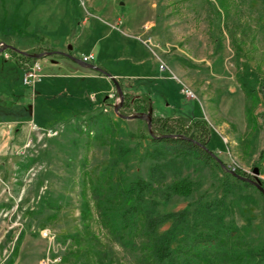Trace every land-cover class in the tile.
I'll return each instance as SVG.
<instances>
[{"label":"rangeland","instance_id":"obj_1","mask_svg":"<svg viewBox=\"0 0 264 264\" xmlns=\"http://www.w3.org/2000/svg\"><path fill=\"white\" fill-rule=\"evenodd\" d=\"M148 38L152 47L145 43ZM62 53L80 60L93 55L95 66L107 62L131 91L152 94L157 116L205 121L223 169L258 178L263 187L264 0H0V264H75L70 249L83 230L84 173L94 183L109 173L125 184L147 179L156 164L146 157L147 142L140 138L149 132L147 121L128 119L147 113L117 114L120 91L114 82L97 71L113 87L104 99L97 78L85 77L94 70ZM32 56L41 59L28 61ZM59 60L71 72L51 65ZM36 63L42 77L30 87L24 77ZM161 63L176 80L160 73ZM64 71L84 81L69 85L49 76ZM250 87L256 94H247ZM247 106L255 117L251 123ZM100 115L112 130L96 140L97 129L85 123ZM166 165L167 182L187 178L194 193L169 200L156 196L161 213L223 196L220 170L173 160ZM241 194L253 197L241 199L232 215L248 245L261 249L264 199L254 189ZM87 197L93 208L90 224L103 243V263L134 264L95 210L90 189Z\"/></svg>","mask_w":264,"mask_h":264},{"label":"trees","instance_id":"obj_2","mask_svg":"<svg viewBox=\"0 0 264 264\" xmlns=\"http://www.w3.org/2000/svg\"><path fill=\"white\" fill-rule=\"evenodd\" d=\"M27 59L36 61L32 57ZM119 87L123 93L121 110L143 109L152 116V134L141 132L140 138L147 142L146 157L156 164L147 179L137 178L125 184L114 180L109 173L94 183L89 172L84 173L87 181L81 209L83 230L73 237L76 246L70 249V255L76 258L75 264H104L102 240L90 224L93 208L87 197L88 189L95 210L110 230L114 242L132 254L134 264H264V247L256 249L248 245L232 215L241 199L246 201L253 197L242 195L243 189H254L262 199L264 195L237 177L244 173L223 169L210 146L211 129L206 122L187 123L185 117H155L154 105L148 95L132 96L124 92L121 83ZM259 90L264 93V84ZM248 92L256 94L252 87ZM257 100L256 96L254 101ZM245 112L249 123L255 120L252 108L247 106ZM85 125L97 129L96 140L111 128L103 115L93 117ZM169 160L194 162L220 170L224 176L223 196L213 202L201 200L179 212L161 213L160 202L154 199L156 196L169 200L173 196L190 198L194 193V183L187 178L167 182ZM167 224L169 228L163 231ZM19 246L20 241L13 251V258L18 255Z\"/></svg>","mask_w":264,"mask_h":264},{"label":"crops","instance_id":"obj_3","mask_svg":"<svg viewBox=\"0 0 264 264\" xmlns=\"http://www.w3.org/2000/svg\"><path fill=\"white\" fill-rule=\"evenodd\" d=\"M75 50V49H74ZM94 50L95 49H93L90 53H95L94 52ZM126 54H127V51H125L124 50V56H126ZM72 56H74L75 58H77L74 54L72 55ZM64 58H66V57H64ZM81 59V58H80ZM118 60H120V61H125L126 59H125V57H120ZM62 60H59V63H54V64H51L54 68H59V67H62V69L63 70H65V69H67L69 72H71V69L70 68H68V66L67 65H64L62 62H61ZM139 64V66H141V65H143L144 64V62L143 61H141V62H139L138 63ZM98 67H100V68H104L106 71H108L113 77H115V78H117L119 81H121V84H122V86H123V90H124V92L125 93H128V94H130V95H135V96H137V95H148L150 98L152 97V94L151 93H144V92H133V91H131L130 90V86H127L122 80H123V77H122V75L120 74V75H118V74H116V73H112L110 70H109V64L107 63V62H103V63H101V64H99V65H97ZM68 71H64V72H62V74L61 75H49L50 77H53V78H55V77H62V82H67L69 85H70V83L72 84L74 81H84V78H82V77H84V76H79V75H77V74H71V73H69ZM147 75V74H146ZM106 76V75H105ZM85 77H90V78H97V80L100 82V86H101V88L103 89L102 90V93L105 95V98L104 99H106V93L109 91H111L112 89L111 88H113V87H111V86H108L107 85V81L105 80V79H103V78H101V77H98V72L97 71H95L94 70V72L92 73V74H88L87 76H85ZM106 78H108L107 76H106ZM77 83V82H76ZM78 84H83V83H78ZM80 87V86H79ZM79 87H77V89L79 88ZM71 88H75V85L74 86H71ZM117 89H118V87H116ZM154 116L155 117H163V116H157V114L155 113V110H154ZM175 117H177V116H175ZM194 121L195 120H202V119H193Z\"/></svg>","mask_w":264,"mask_h":264},{"label":"water","instance_id":"obj_4","mask_svg":"<svg viewBox=\"0 0 264 264\" xmlns=\"http://www.w3.org/2000/svg\"><path fill=\"white\" fill-rule=\"evenodd\" d=\"M72 49H73V47L69 46V50H72ZM62 56L72 60L75 63L83 65L84 67H87V68H90L92 70L104 73V75H106L108 78H110L114 82L116 87H118V90L120 91V105L116 106V112L120 111V109L122 107V104H123V93H122V91H121V89L119 87V84H118L117 80L115 79V77H113L109 73L103 72L99 67H97L95 65L84 63L82 60L75 58L71 54L62 53ZM32 57L35 58V59H41V56H38V57L37 56H32ZM128 119H132V120H146L147 123H148L149 133L152 134V116H150L148 114L147 115H136V116H133V117H128ZM218 161L222 164V162H221V160L219 158H218ZM223 166L224 165L222 164V167ZM255 174L259 175L258 170H255ZM237 177L239 179H241L242 181L253 185L254 187H256L264 195V188L262 187V183H261V181L258 178L256 179V181H254V180H250V179L244 178L242 176H238V175H237Z\"/></svg>","mask_w":264,"mask_h":264},{"label":"built area","instance_id":"obj_5","mask_svg":"<svg viewBox=\"0 0 264 264\" xmlns=\"http://www.w3.org/2000/svg\"><path fill=\"white\" fill-rule=\"evenodd\" d=\"M145 43H146L148 46H150V47L153 46V42H152V39H151V38H148V39L146 40ZM2 46H3V45H2ZM1 50H3V49H1ZM6 58H7V59H10V54L6 55ZM82 60H83V62H85V63H93V61L95 60V57H94L93 55H89V56L83 57ZM41 71H42L41 66H40L38 63H36V64L30 66V67L28 68L27 73L25 74V77H24V83H25L26 85H28V86L31 87V86L37 84L38 82H40V81H41V77H42V76H41ZM159 71H160V73H162V74H170V75H171L170 78L176 80V78L172 76V74H171V70L169 69V67H168L167 65H165L164 63H161V64L159 65ZM182 93H183L187 98H189V99H191V100H194L192 97H190L189 94H187V93L185 92L184 89H182ZM111 97H112V95H111ZM119 112H120V111H119ZM46 235H47V234H46Z\"/></svg>","mask_w":264,"mask_h":264},{"label":"bare ground","instance_id":"obj_6","mask_svg":"<svg viewBox=\"0 0 264 264\" xmlns=\"http://www.w3.org/2000/svg\"><path fill=\"white\" fill-rule=\"evenodd\" d=\"M187 93V92H186ZM187 94H189L190 95V97H191V94L190 93H187ZM117 114L119 113V112H116Z\"/></svg>","mask_w":264,"mask_h":264}]
</instances>
